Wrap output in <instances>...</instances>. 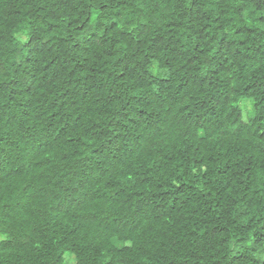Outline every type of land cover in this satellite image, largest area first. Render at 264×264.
<instances>
[{
	"label": "trees",
	"instance_id": "1",
	"mask_svg": "<svg viewBox=\"0 0 264 264\" xmlns=\"http://www.w3.org/2000/svg\"><path fill=\"white\" fill-rule=\"evenodd\" d=\"M0 264H264V0H0Z\"/></svg>",
	"mask_w": 264,
	"mask_h": 264
}]
</instances>
